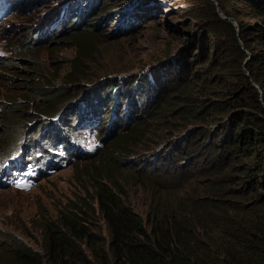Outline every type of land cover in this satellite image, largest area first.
Listing matches in <instances>:
<instances>
[{"label": "trees", "instance_id": "obj_1", "mask_svg": "<svg viewBox=\"0 0 264 264\" xmlns=\"http://www.w3.org/2000/svg\"><path fill=\"white\" fill-rule=\"evenodd\" d=\"M201 1L206 12L190 7L195 32L160 61L163 80L143 93L141 114L93 155L113 167L110 154L128 152L149 131L170 141L165 166L120 161L121 175L135 172L145 187V212L123 201L114 180L97 179L88 200L41 214L40 249L0 228V264H264V0ZM92 28L66 33L87 50L74 54L72 67L89 58ZM35 40L28 31L12 47L27 52ZM67 88L37 83L21 101L46 98L37 107L49 113L69 99ZM20 104L2 103L1 121L25 116ZM14 129L5 130L2 152L13 146ZM97 212L102 234L91 227Z\"/></svg>", "mask_w": 264, "mask_h": 264}, {"label": "rangeland", "instance_id": "obj_2", "mask_svg": "<svg viewBox=\"0 0 264 264\" xmlns=\"http://www.w3.org/2000/svg\"><path fill=\"white\" fill-rule=\"evenodd\" d=\"M57 1L49 0L46 10ZM128 6L134 7L133 12L130 11L131 7L129 9L132 15H128ZM191 6L199 11L206 10V4L201 0H99L89 20L82 24L93 27L94 34H90V37L94 39H91L88 50L89 58L81 59V63L75 67L71 65L74 54L84 57L83 53L87 50L84 42L78 43L72 37H67V34H51L46 41L41 40L27 52H22V47L19 48L21 52L12 47L13 44H19L24 33L39 21L44 10L16 12L4 17L0 23V62L8 60V67L0 64V106L14 99L21 103L19 110L27 106L28 113L7 121H1L0 115V153L1 148L9 144L3 135L5 130L15 125L16 137L25 131L26 140L41 121V107L37 106L43 101L44 104L49 102L46 98L40 104L21 101V93H26L37 83L63 84L68 86L64 95L69 97L81 93L99 80L107 82L111 77L115 78L117 73L137 77L142 82L145 73L158 69L160 61L166 56L173 57L190 34L195 32L197 22L190 18ZM69 30L73 31V28ZM159 76L162 81L164 76ZM64 103L63 100L56 104L49 114ZM119 126H122V122ZM109 131L104 125L99 133V136L102 133V137H105L100 147L104 151L111 143L112 135ZM161 137L159 131H149L131 146L132 152L118 154L117 157L130 159L135 166L142 162L148 164L155 150L161 154L170 145L169 140L158 142ZM120 159L115 158L114 163ZM103 161L100 155L91 159L76 158L58 170L37 178L32 187L24 190L0 187V228L40 249L37 231L41 214L54 216L56 209L63 205L80 202L82 198L88 199L95 180L99 178L115 180L123 201L137 213L143 214L147 199L145 187L138 176H121L119 163L115 164L117 167H110L102 164ZM91 227L96 232L104 233L99 213Z\"/></svg>", "mask_w": 264, "mask_h": 264}, {"label": "clouds", "instance_id": "obj_3", "mask_svg": "<svg viewBox=\"0 0 264 264\" xmlns=\"http://www.w3.org/2000/svg\"><path fill=\"white\" fill-rule=\"evenodd\" d=\"M98 1L59 0L46 10L49 0H0V23L4 17L12 13L44 10L39 21L26 31L27 33L30 31V34L36 37L35 43H39L51 34H66L69 28H78L80 24L89 20ZM220 16L222 17V15ZM137 19L138 17L134 21L137 22ZM68 20L69 22L66 23ZM71 23L72 25L69 26ZM153 72L158 77H153ZM117 74L115 78L111 77L107 82L99 80L92 86H87L81 93L70 95L69 99L64 100V105L52 114L40 112L41 121L29 133L27 139L24 140L26 137L24 131L15 138L13 146L9 150L0 153V187L8 186L24 190L27 187H32L37 178L58 170L76 158L91 159L94 157L93 153L104 151V148L100 149L105 138L102 137V133L99 136L102 126H107L113 138V133L120 127L121 122L123 125L139 116L138 113L142 111L146 99L143 97V93L147 94L148 98L153 89L152 82L160 81L162 77L160 78L159 75H163L161 69L158 68L150 73H145V78L139 82L137 77ZM167 150L161 154L155 150L148 164L142 162L135 166L130 159L125 160H128L136 168L164 165L163 153ZM130 152H132L131 148L124 154ZM117 155L110 154L109 160L114 162L115 158L120 159ZM122 160L124 159L115 163L120 164L118 166L120 173V161ZM115 166L117 167V165ZM133 174L136 175L135 172L124 173L129 176ZM100 180L110 183L113 181ZM114 182L117 183L115 180ZM115 189L120 194L119 186ZM91 195H93V188Z\"/></svg>", "mask_w": 264, "mask_h": 264}, {"label": "bare ground", "instance_id": "obj_4", "mask_svg": "<svg viewBox=\"0 0 264 264\" xmlns=\"http://www.w3.org/2000/svg\"><path fill=\"white\" fill-rule=\"evenodd\" d=\"M153 4V3H152ZM130 7H132V6H128L127 7V10L129 11V9H130ZM123 14V13H122ZM128 15H132L131 13H130V11H129V14Z\"/></svg>", "mask_w": 264, "mask_h": 264}, {"label": "water", "instance_id": "obj_5", "mask_svg": "<svg viewBox=\"0 0 264 264\" xmlns=\"http://www.w3.org/2000/svg\"><path fill=\"white\" fill-rule=\"evenodd\" d=\"M232 22H233V24L237 27L236 22H235L234 20H233Z\"/></svg>", "mask_w": 264, "mask_h": 264}]
</instances>
